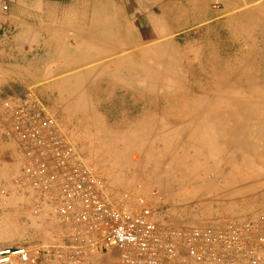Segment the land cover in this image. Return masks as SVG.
<instances>
[{"label": "rangeland", "instance_id": "1", "mask_svg": "<svg viewBox=\"0 0 264 264\" xmlns=\"http://www.w3.org/2000/svg\"><path fill=\"white\" fill-rule=\"evenodd\" d=\"M100 3L99 19L109 11L114 22L136 24L130 40L85 28L84 43L76 44V31L54 22L60 15L47 13L25 28L22 15L0 0V247L44 250L53 261L74 234L46 205L34 212L36 194L15 183L19 141L2 108L10 98L44 105L116 207H147L156 223L183 229L241 225L264 213V0ZM166 40L147 49L151 59L139 51ZM118 49L123 62L78 73L85 59L118 56ZM127 63L136 71L125 72ZM88 259L121 262L118 249Z\"/></svg>", "mask_w": 264, "mask_h": 264}, {"label": "built area", "instance_id": "2", "mask_svg": "<svg viewBox=\"0 0 264 264\" xmlns=\"http://www.w3.org/2000/svg\"><path fill=\"white\" fill-rule=\"evenodd\" d=\"M2 108L21 160L15 183L74 227L72 241L55 249L51 264H83L87 254L120 251L121 264H259L264 213L241 225L179 228L156 223L150 209L128 211L106 199L95 167L83 159L44 105L6 99ZM33 261L22 245L0 247V264Z\"/></svg>", "mask_w": 264, "mask_h": 264}, {"label": "crops", "instance_id": "3", "mask_svg": "<svg viewBox=\"0 0 264 264\" xmlns=\"http://www.w3.org/2000/svg\"><path fill=\"white\" fill-rule=\"evenodd\" d=\"M7 2L10 8L12 10L14 9L13 13H20L22 15L21 18H23V20L19 19V22L21 21L24 24H28L25 28H28L29 25L32 24L31 20L33 19H39L38 22L42 23L43 16L47 13H52L55 16L60 15L55 18L54 22H59L61 25L66 24V28L69 27L71 30L74 29L76 31L74 35L77 41L76 44L81 45L84 43L83 30L85 28L105 30L110 27H112V29L120 27L125 28V26L128 25L127 22L112 21L111 19L114 15L109 11L101 12L104 14L102 15L103 17L99 19L100 0H7ZM8 5L3 4V8L7 9ZM27 20H29V22H27ZM85 24H87L88 27H85ZM96 26L99 27L96 28ZM123 38L127 39L126 37ZM20 44H22V41ZM28 250L29 256L33 258V261H21L18 257H15L14 264H51L48 252L42 250L43 252L36 255L30 248H28ZM86 264L99 263L93 259H88Z\"/></svg>", "mask_w": 264, "mask_h": 264}, {"label": "bare ground", "instance_id": "4", "mask_svg": "<svg viewBox=\"0 0 264 264\" xmlns=\"http://www.w3.org/2000/svg\"><path fill=\"white\" fill-rule=\"evenodd\" d=\"M254 2V1H253ZM243 5H244V3H243ZM248 6V5H247ZM254 6V5H253ZM249 7H251V6H249ZM256 7V6H255ZM257 8V7H256ZM262 8V7H261ZM244 9V8H243ZM249 9V8H248ZM251 9V8H250ZM241 10V9H240ZM252 10V9H251ZM238 11V10H237ZM259 11V10H258ZM248 12V11H247ZM245 13V12H244ZM254 13V12H253ZM261 13V12H260ZM236 14H238V13H236ZM242 14V13H241ZM263 14V13H262ZM264 16V15H263ZM134 17V16H133ZM137 17V16H136ZM149 19V18H148ZM234 20V19H233ZM128 25L127 26H125V28H123V27H120V28H114V29H112V27H110V28H107V29H105V30H102L101 32H104V31H106L108 34H113V35H120V37H126L127 39H131L130 38V34L132 35V33H133V35H135L134 34V32H135V26H136V24L135 23H127ZM152 25V24H151ZM243 26V25H242ZM153 27H154V25H153ZM152 27V28H153ZM162 27V26H161ZM247 28V27H246ZM242 29V28H241ZM240 29V30H241ZM159 30V29H158ZM243 31V30H242ZM155 32V31H154ZM156 33H157V30H156ZM163 34V33H162ZM241 35V34H240ZM160 36H161V38H163L164 36H162L161 34H160ZM159 36V37H160ZM236 36H238V35H236ZM242 36V35H241ZM150 37V36H149ZM154 37H155V35H154ZM157 37V36H156ZM158 37V38H159ZM166 37V36H165ZM119 38V37H118ZM145 38V37H144ZM238 38V37H237ZM138 38H137V36H136V40H137ZM147 39V38H146ZM154 39V38H153ZM153 39H152V37L151 38H148L147 40L149 41H153ZM160 39V38H159ZM129 40H127V41H129ZM147 41V42H148ZM149 41V42H150ZM141 42V41H140ZM144 42V41H143ZM165 42H167V40L166 41H164L163 43H157V42H153V43H151L150 45H144V44H142V45H144V46H140L141 48H139V51H140V53L143 51V52H145L142 56L145 58V59H147V58H150L151 59V57H150V55L148 54V51H147V49H149V48H152V46H156V45H160L161 46V48H163L164 46H165ZM262 43V42H261ZM127 45V44H126ZM136 47V46H135ZM134 47V48H135ZM112 48V47H111ZM125 48V47H124ZM124 48L122 47V50H124ZM126 48H128L127 46H126ZM127 50V49H126ZM142 50V51H141ZM118 51L120 52L121 51V49L119 50L118 49ZM131 51V50H130ZM112 52V51H111ZM114 52H116V51H114ZM113 52V53H114ZM108 54V53H107ZM107 54H104L103 56L105 57H103V60H101L102 59V55L101 54H96V55H93V56H91V57H89V58H87V59H85L81 64H80V69L78 70V73L79 74H84L85 72H88V71H91V70H93V69H95L96 70V68H100L103 64H107V63H117V62H120V61H124L126 58V53H122V52H120V54L118 55V56H114V57H111V58H106L107 57ZM115 54V53H114ZM162 54V53H161ZM110 56H111V53L109 54ZM108 55V56H109ZM191 55V54H190ZM86 57V56H85ZM137 57V56H136ZM133 58V57H132ZM138 58V57H137ZM165 58H167V57H165ZM208 58V57H207ZM139 59V58H138ZM213 60V59H212ZM211 60V61H212ZM78 61H79V59H78ZM139 61V60H138ZM137 61V62H138ZM225 61V60H224ZM207 62V61H206ZM209 62V61H208ZM74 63H76V62H74ZM78 63V62H77ZM76 63V64H77ZM224 63V62H223ZM188 64H189V62H188ZM71 65V64H70ZM73 65V64H72ZM75 65V64H74ZM86 65V66H85ZM262 65H263V63H262ZM76 66V65H75ZM78 66V65H77ZM189 66V65H188ZM227 66H229V65H226V67ZM79 67V66H78ZM217 67V66H216ZM224 67V66H223ZM75 68V67H74ZM190 68V67H189ZM228 68H230V66L228 67ZM247 68H249V67H247ZM260 68V67H259ZM263 68V67H262ZM203 69V68H202ZM227 69V68H226ZM235 69V68H234ZM71 70V69H70ZM195 70V69H194ZM229 70V69H228ZM250 70V69H249ZM261 70V69H260ZM69 71V70H68ZM134 71H136V67H133L132 65H129L128 63L126 64V68H125V72H129V73H132V72H134ZM197 71V70H196ZM201 71V70H200ZM227 71V70H226ZM229 71H231L232 72V70H229ZM194 72V71H193ZM199 72V71H198ZM241 72V71H240ZM202 73V72H201ZM264 73V72H263ZM205 74V73H204ZM241 74V73H240ZM57 75V74H56ZM110 75V74H109ZM197 76V75H196ZM201 76V75H200ZM224 76V75H223ZM238 76V75H237ZM240 76V75H239ZM244 76H245V74H244ZM248 76V75H247ZM115 77V76H114ZM202 78V77H201ZM209 78V77H208ZM223 78V77H222ZM238 78V77H237ZM257 78V77H256ZM110 79V78H109ZM223 81H225V80H223ZM97 85V84H96ZM126 85V84H125ZM128 86V85H127ZM228 86H229V84H228ZM150 87V86H149ZM229 87H231L232 88V86H229ZM241 87V86H240ZM225 88V87H224ZM235 88H237V87H235ZM225 89H227V88H225ZM241 89V88H240ZM260 89V88H259ZM262 89V88H261ZM263 89H264V87H263ZM150 90V89H149ZM156 90V89H155ZM218 90H220V89H218ZM246 90V89H245ZM230 91V90H229ZM256 91V90H255ZM254 91V92H255ZM258 91V90H257ZM256 91V92H257ZM151 92V91H150ZM169 94V93H168ZM234 94V93H233ZM243 94H244V91H243ZM264 94V93H263ZM179 96V95H178ZM182 96V95H181ZM180 96V97H181ZM258 97V96H257ZM213 98V97H212ZM223 98V97H222ZM244 98V97H243ZM226 99V98H225ZM244 100V99H243ZM242 99H241V101H243ZM248 100V99H247ZM250 100V99H249ZM227 101V100H226ZM245 101V100H244ZM255 101V100H254ZM232 102H230V104H231ZM248 103V102H247ZM258 103V102H257ZM194 104V103H193ZM248 104H250V103H248ZM182 105V104H181ZM185 105H186V103H185ZM232 105V104H231ZM245 105V104H244ZM258 105V104H257ZM256 105V106H257ZM264 105V104H263ZM246 106V105H245ZM248 106V105H247ZM259 106V105H258ZM211 107H213V106H211ZM230 107V106H229ZM238 107H239V105H238ZM249 107V106H248ZM247 107V108H248ZM250 107H252L251 105H250ZM259 107H261V105L259 106ZM176 108V107H175ZM178 108H179V106H178ZM182 108V107H181ZM183 108H184V106H183ZM185 108H187V107H185ZM209 108V107H208ZM214 108V107H213ZM213 108H211V109H213ZM236 108V107H235ZM245 108V107H244ZM253 108V107H252ZM231 109H234V108H232L231 107ZM243 109V108H242ZM255 109V108H254ZM259 109V108H258ZM180 110V109H179ZM216 110V109H215ZM241 110V109H240ZM236 111H237V109H236ZM242 111V110H241ZM245 111V110H244ZM249 111V110H248ZM248 111H247V113H248ZM222 112H224V111H222ZM239 112V111H238ZM207 113V112H206ZM243 113V112H242ZM259 114V113H258ZM261 114V113H260ZM240 115H242V114H240ZM263 115V114H262ZM239 116V115H238ZM245 116V115H244ZM259 116V115H258ZM226 117V116H225ZM253 117V116H252ZM243 118V117H242ZM242 118H240L241 119V121H242ZM246 118V117H245ZM244 118V119H245ZM260 118H262V116H260ZM260 118L258 119V121L260 120ZM264 118V117H263ZM179 119V118H178ZM237 120H239V119H237ZM251 120V119H250ZM255 120V119H254ZM4 121V120H3ZM6 121V120H5ZM230 121V120H229ZM239 122H240V120H239ZM241 123V122H240ZM259 123V122H258ZM261 123V122H260ZM247 125V124H246ZM250 127H251V125H249ZM261 126H263V125H261ZM236 127H238V126H236ZM174 128V127H173ZM169 129V128H168ZM172 129V128H171ZM262 129V128H261ZM180 131V130H179ZM167 132V131H166ZM166 132H164V134H167ZM256 132H258V131H256ZM163 133V132H162ZM175 133V132H174ZM245 132H243V134H244ZM162 135V134H161ZM169 135V134H168ZM170 135H173V133L172 134H170ZM227 135V134H226ZM225 135V136H226ZM165 136V135H164ZM202 143V142H201ZM191 144V143H190ZM199 145V144H198ZM205 146V145H204ZM162 147V146H161ZM189 147H191V146H189ZM262 254V253H261ZM51 259V258H50ZM264 261V260H263ZM121 263V262H120ZM119 263V264H120ZM244 263V262H243ZM261 263V262H260ZM259 263V264H260ZM245 264V263H244Z\"/></svg>", "mask_w": 264, "mask_h": 264}]
</instances>
